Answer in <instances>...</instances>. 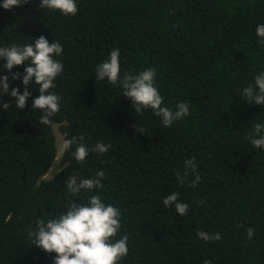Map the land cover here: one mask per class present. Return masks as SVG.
I'll list each match as a JSON object with an SVG mask.
<instances>
[{"label":"trees","instance_id":"trees-1","mask_svg":"<svg viewBox=\"0 0 264 264\" xmlns=\"http://www.w3.org/2000/svg\"><path fill=\"white\" fill-rule=\"evenodd\" d=\"M39 3L6 10L0 0V47L43 35L62 45L55 58L64 65L50 90L62 98L51 125L40 124L41 111L31 109L39 95L33 83L23 109L2 97L12 105L0 104V264H53L56 254L31 245L27 233L48 213L67 211L69 175L92 178L97 170L105 172L103 188L76 200L99 195L120 210L115 239L127 235L129 251L118 264H264V149L246 138L264 123V105L241 97L264 71L256 34L264 0H76L74 16L41 11ZM114 48L121 78L155 69L162 106L175 111L186 102L190 115L165 128L150 109L134 113L121 87L96 82V66ZM3 63L0 76L8 75ZM9 80L10 90L24 91L21 79ZM138 124L145 134L136 132ZM53 125L62 139L83 134L89 148L112 147L102 155L90 151L82 164L65 152L60 170L42 178L58 153ZM192 158L195 172L181 184L175 174ZM197 173L200 183L189 186ZM171 192L189 205L186 215L163 206ZM248 227L255 229L251 241ZM200 230L222 239L205 242Z\"/></svg>","mask_w":264,"mask_h":264},{"label":"clouds","instance_id":"clouds-1","mask_svg":"<svg viewBox=\"0 0 264 264\" xmlns=\"http://www.w3.org/2000/svg\"><path fill=\"white\" fill-rule=\"evenodd\" d=\"M28 0H3L2 7L11 10L13 6L27 4ZM39 9L48 11H59L65 16H74L78 11L76 0H40ZM256 34L259 37L258 43L264 44V24L256 27ZM63 52L62 45L52 40L51 42L43 35L34 38V43L24 45L12 44L11 46L0 47V60L3 63V70L8 75L0 76V104L7 110L12 101H2L7 94L15 98L16 109L20 110L26 106L28 98L32 95L28 85L33 83L39 91V95L32 99L31 109L41 111L39 123L51 125L52 117L60 111L61 97L50 92L55 88L54 81L64 71V65L55 57ZM120 51L113 49L109 59L99 63L95 69L96 82L107 80L110 84L122 88L123 95L130 99L134 113H142L151 110L160 117L162 125L171 127L173 122L181 120L190 115L189 105L180 102L176 110L162 106L163 97L156 87L155 69H145L139 73H125L120 76ZM25 65L23 73L13 72L15 66ZM21 79L24 91L18 87L10 90V80ZM241 97L247 99L248 103L264 105V71L254 77V86L243 88ZM136 132L145 134L140 125H136ZM264 123L254 125L255 136L249 135L246 138L254 148L264 149ZM85 137L82 134L79 138L73 136L70 139H63L59 144L61 154L70 152L78 164H82L89 152L104 154L112 147L110 144L97 142L89 148L83 143ZM73 147L75 150L72 151ZM195 158L184 162V171L176 172V179L183 184L185 179L195 172ZM105 178L103 170H97L94 177H77L76 174L69 175L64 184L72 198L66 205L67 211L53 216L48 213V218L38 219L34 230L27 233L31 245H35L45 253H55L53 264H118L120 260L128 255L127 235L115 239L121 229V212L112 204H106L99 195H92L87 198V203L77 202L81 192H91L94 189L103 188L102 180ZM201 177L197 173L195 178L189 182V186L195 187L200 183ZM165 208L174 207L175 211L183 216L188 213L189 205L180 202L178 193L171 192L163 198ZM201 205L205 202L200 201ZM255 229L247 228V237L251 241ZM198 239L205 242L219 241L222 239L219 233L209 234L203 230L196 233ZM204 264H211L205 260Z\"/></svg>","mask_w":264,"mask_h":264},{"label":"rangeland","instance_id":"rangeland-1","mask_svg":"<svg viewBox=\"0 0 264 264\" xmlns=\"http://www.w3.org/2000/svg\"><path fill=\"white\" fill-rule=\"evenodd\" d=\"M55 125V124H54ZM54 125L52 126L53 132H54ZM54 134L56 135V140H57V147H58V153L57 157L55 158L54 165L50 166L47 171H45V175L42 178H49L53 176L55 173H57L60 168H61V163H60V158H61V153L59 152V144L63 140L62 137L60 136L59 132L55 129ZM44 174V173H43Z\"/></svg>","mask_w":264,"mask_h":264}]
</instances>
